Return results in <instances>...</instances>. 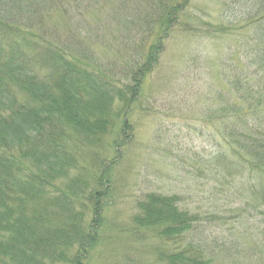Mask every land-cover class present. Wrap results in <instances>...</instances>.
<instances>
[{
  "label": "rangeland",
  "instance_id": "obj_1",
  "mask_svg": "<svg viewBox=\"0 0 264 264\" xmlns=\"http://www.w3.org/2000/svg\"><path fill=\"white\" fill-rule=\"evenodd\" d=\"M28 1L33 13L23 16L17 28L78 62L90 61L126 85L134 99L127 108L115 100L106 115L108 134L96 144L69 141L75 165L55 182L64 190L72 181L92 189L104 174L106 186L96 188L103 192L97 214L91 215L89 203L81 204L84 199L74 203L92 224L83 264H168L176 241L168 240L161 228L140 226L133 219L136 201L152 191L177 195V211L197 216V229L185 233L183 243H200L211 257L209 264H264V205L255 204L256 196L247 189L253 180L242 174L221 177L215 161L203 160L218 147L196 131L211 127L214 132L205 121L220 127L223 109L244 108L249 102L264 108V77L255 81L244 58V21L219 19V0H194L196 5L189 6L194 25L206 16L210 25L193 31L172 25L176 17L167 22L173 9L169 0ZM230 131L220 129L225 141L264 168V151L240 144ZM116 136L124 142L128 137L124 149L115 148ZM104 157L112 158L102 164ZM90 196L86 189L84 197ZM39 212L47 219L61 216L60 222L63 216L71 219L55 209Z\"/></svg>",
  "mask_w": 264,
  "mask_h": 264
},
{
  "label": "trees",
  "instance_id": "obj_2",
  "mask_svg": "<svg viewBox=\"0 0 264 264\" xmlns=\"http://www.w3.org/2000/svg\"><path fill=\"white\" fill-rule=\"evenodd\" d=\"M219 1V19L244 21L245 62L255 81L264 77V0ZM168 2L174 13L169 11L167 22L176 17L172 25L192 31L197 25H210V16L200 18L194 25L189 8L196 5L194 0ZM29 3L0 0V264L68 260L70 264H83L86 243H91L88 229L92 224L81 217L82 211L74 203L84 199L81 204L89 203L91 215L97 214L102 207L100 192L106 186L104 174H100L99 182L95 179L98 187L92 189L88 184L72 181L64 190L55 182L67 177L75 165L68 150L69 141L96 144L108 134L106 115L115 100L127 108L134 99L128 95L126 85L109 79L90 61L80 60V65L51 44L17 28L23 16L33 13ZM237 82L243 84L241 80ZM219 114L224 118L220 127L205 121L215 127L214 132L209 131L211 127L196 128L218 147L216 153L205 155L203 160L208 164L215 161L221 177L230 179L231 175L242 174L251 178L247 189L256 196L255 204L264 205V168L239 153L237 145L225 141L226 135L220 134L221 128L231 129V133H236L235 141L264 151V108L249 102L244 108L223 109ZM127 139L124 142L116 136L112 143L117 150L119 146L124 149ZM230 143L234 145L228 146ZM197 157L202 159L200 154ZM111 158L104 157L102 164ZM224 164L230 169L223 168ZM99 187L100 192L96 189ZM86 189L90 197H84ZM177 200L175 194L146 192L136 201L133 219L140 226L161 228L168 240L176 241L177 247L172 245L169 251L168 264H209L211 257L200 243H183L184 234L197 229V216L178 212ZM250 201L254 203L253 199ZM41 203L51 206L40 207ZM46 209L67 212L71 219L63 216L60 222L61 216L54 220L52 214L47 219L39 212ZM72 248L74 256L70 258Z\"/></svg>",
  "mask_w": 264,
  "mask_h": 264
}]
</instances>
